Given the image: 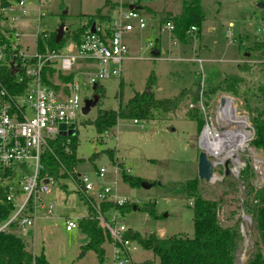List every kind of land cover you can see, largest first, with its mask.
<instances>
[{
	"label": "rangeland",
	"instance_id": "rangeland-1",
	"mask_svg": "<svg viewBox=\"0 0 264 264\" xmlns=\"http://www.w3.org/2000/svg\"><path fill=\"white\" fill-rule=\"evenodd\" d=\"M43 1L40 0L38 8L37 1L25 0L24 7L28 13L14 22L20 32L19 42L28 52L34 51L37 32L50 34L63 24L67 28L63 32L64 36L65 32L85 22L81 14L94 13L105 2L46 0L42 4ZM125 1L110 0L102 8V13ZM139 2L146 27L133 29L124 36L128 52L121 62L120 77L101 80L98 91L93 87L81 91L82 105L85 99H92L94 95L98 96V100L67 130L68 134L76 130L79 139L76 154L83 158L75 172L78 176L86 175L94 183L95 189L89 193L94 194L98 186L107 183L118 197L126 198L127 203L134 202L140 207L149 203L154 205V216L142 209L123 213L117 211L114 221L125 224L127 231H136L141 236L154 233L159 237L175 234L192 237V199L186 194L185 183L197 177L200 133L198 122L189 113L199 112V109L189 107V103H197L193 96L185 95L174 111L157 112L153 120L138 119L134 123L130 118L118 119L101 136L97 135L93 124L89 122L98 112L116 109L119 103H126L135 92L149 89L155 98H171L183 89H210L226 75L238 73L244 81L237 95L215 92L209 93V100L205 101L204 96L202 99L207 104L211 103L206 114L213 118L218 98L229 95L233 98V110L246 114L251 123L253 116L260 111L264 113V105L257 91L259 86L264 85V57L259 46L264 41V33L258 31L264 27V0H200L204 19L200 29L190 32L185 42H180L172 33L161 29L168 14L180 13L182 0ZM145 6L150 7V11ZM38 13L41 14L40 18ZM154 46L159 50L156 56L151 54ZM197 58L201 61H197ZM242 64L247 65L246 71L241 70ZM150 76L153 79L148 83ZM239 159L245 164L249 161L252 167L253 177L247 179V185L241 182L240 176L237 179L230 174L223 182H220L222 178L211 183L202 181L199 186V194L203 198H220L217 209L220 224L229 223L230 220L226 218L232 213L229 209L237 211L234 217L242 224V241L236 251V264L247 258L253 244V221L241 220V214L244 213L242 200L251 199L264 185L263 152L247 143ZM100 167L105 168L102 177L97 174ZM219 169L215 168L216 173H220ZM122 170L141 178L142 182L150 186L145 188L141 183L139 186H130L122 179ZM221 175L226 177L223 170ZM236 179L239 180L237 185ZM250 189L252 191L248 196L246 192ZM77 190V183L71 178L55 181L48 197L54 201L53 216L39 220L32 235L16 228L7 229V232L23 239L26 249L31 253L38 254L42 250L47 264H115L113 244L107 237L102 244L104 258L100 262L94 251L84 249L88 242L85 233L79 228L65 230L66 217L79 221L86 215V206ZM112 214L111 210L104 213L107 221H112ZM128 250L129 257L125 264H158V257L136 242L130 243Z\"/></svg>",
	"mask_w": 264,
	"mask_h": 264
},
{
	"label": "built area",
	"instance_id": "built-area-1",
	"mask_svg": "<svg viewBox=\"0 0 264 264\" xmlns=\"http://www.w3.org/2000/svg\"><path fill=\"white\" fill-rule=\"evenodd\" d=\"M24 1L7 0L4 6H0V189L3 192L0 203L7 212V216L0 220V232L16 228L32 235L37 222L51 218L54 211V201L48 197L55 180L40 173L41 154L47 140L60 134L61 124L67 127L66 130L71 124H76L82 114L83 89L93 87L104 79L120 77L121 62L128 52L124 36L133 29L145 28L146 20L140 9L129 8V5L138 7L140 0H126L109 9L103 21L92 22L79 42L70 39L59 48L44 44L43 51H38L37 37L41 33L42 39L49 36V33L39 31L35 35L34 51L28 52L20 44V32L14 24L28 13ZM35 1L40 8V0ZM41 3L45 4L46 0ZM161 29L172 33L173 22L165 20ZM194 30L196 28L191 26L190 32ZM258 31L264 33V27ZM196 60L201 61L200 58ZM60 75L71 77L64 81ZM201 92L196 104L189 103L190 108H198L203 115L204 123L198 137L199 150L205 151L212 162L215 180L223 178L215 168L219 167L224 172L226 160L230 162L231 175L238 179L245 166L239 156L253 137V127L248 116L239 111L246 123L239 124L232 119L226 128H233L226 134L228 139L225 141L222 133L229 128L220 123L227 120V115H221L220 108L226 99L220 106L222 95L218 98L212 118L206 114L211 103L203 101ZM132 120L138 122V119ZM206 128L208 131L204 134ZM236 129L245 132L242 148L234 146L236 137L240 135L235 133ZM215 146L219 149H214ZM228 151L231 154L226 156ZM104 172L105 168L100 167L97 174L102 177ZM76 183L78 191L95 204L107 201L118 205L127 203V199L118 197L107 183L98 186L94 194L89 193L95 189L94 183L86 175L78 176ZM111 211L112 221H107L100 213L97 218L111 238L115 264H125L129 257L128 247L133 241L123 237L128 227L115 223L117 211ZM64 228L72 231L78 228V221L66 217ZM132 248L135 249L134 246Z\"/></svg>",
	"mask_w": 264,
	"mask_h": 264
},
{
	"label": "trees",
	"instance_id": "trees-1",
	"mask_svg": "<svg viewBox=\"0 0 264 264\" xmlns=\"http://www.w3.org/2000/svg\"><path fill=\"white\" fill-rule=\"evenodd\" d=\"M6 1L0 0V6H4ZM109 1L105 0L103 6L97 8L92 14H81L80 17L84 18L85 22L65 32L59 42L55 41L56 31H52L47 39H42L41 33L37 37V50L43 51L44 44L48 47L59 48L70 39L79 42L81 35L86 32L87 27L92 22L106 19V14L102 13V8ZM138 6L140 7V5ZM64 16L62 14V18ZM203 19L204 13L200 6V0H182L180 13L175 15L168 14L165 17V20L173 22L172 35L180 42H185L190 34L191 26L199 30ZM259 46L262 48L264 57V41ZM153 48L155 49L156 47L154 46ZM246 66L245 64L240 65L241 70L246 71ZM70 77L71 75H60V78L64 81L70 79ZM152 79L153 76H150L148 83ZM243 81L244 79L240 74L230 73L210 89L202 90L201 96H204L205 101H207L209 100L207 98L210 96L209 93L222 92L237 95ZM98 90L99 84H97L95 91ZM257 91L260 95V101L264 105V85L259 86ZM187 94H191L195 101H198L200 88L196 91L183 89L171 98H155L149 89L135 92L126 103H119L116 109H105L98 112L97 116L89 123L93 124L97 135L101 136L102 133L109 131L118 119L153 120L157 112L174 111L181 99ZM193 110L196 109H191L190 111ZM189 115L198 122L199 133L204 123L200 111L190 112ZM251 125L253 127V137L249 141V145L264 154V113L262 111L251 118ZM78 144L79 139L76 130L73 134H58L48 139L41 154V175L51 176L57 182L63 178H71L76 182L78 174L75 170L78 164L83 161V158L76 154ZM107 152L108 154L111 153L109 150ZM219 172L221 173V170ZM121 176L132 187L139 186L142 182L141 178L132 176L124 170L121 171ZM239 176L243 184H246L248 178L253 177L249 161L240 171ZM228 177H223L220 182L228 179ZM236 180L235 184L237 185L239 180ZM202 183L197 177L187 180L185 183L186 194L188 198L192 199L190 204L193 211L192 237L178 234L159 237L154 233L141 236L136 231H125L123 237L138 243L143 248L151 250L158 257V264H236V251L242 241L240 221L234 217L237 211L232 208L229 209L230 211H228L232 212L226 217L230 220L229 223L220 224L217 214L220 198L217 200L203 198L199 194V186ZM251 191L252 189L247 190L246 194L250 196ZM78 193L87 210L86 215L78 221V228L88 237V242L84 249L94 251L100 262L104 258V247L102 244L106 240L105 237L110 242L111 238L101 227L97 218L98 213L104 215L108 210H116L123 213L134 208L136 210L142 209L151 216L155 215L152 203L143 207L134 202L118 205L107 201L95 204L91 199L86 198L83 193L79 191ZM2 195L3 192L0 189V196ZM242 206L244 213L249 215L253 221V244L247 258L240 264H264V185L251 196V199L242 200ZM236 208H239V206H236ZM6 216L5 206L0 203V220ZM0 264H47V260L42 250L38 254H33L26 249L23 239L9 232H0Z\"/></svg>",
	"mask_w": 264,
	"mask_h": 264
},
{
	"label": "water",
	"instance_id": "water-1",
	"mask_svg": "<svg viewBox=\"0 0 264 264\" xmlns=\"http://www.w3.org/2000/svg\"><path fill=\"white\" fill-rule=\"evenodd\" d=\"M138 8V7H135L134 5H129V8ZM65 13V11H64ZM66 27H64L63 24H60L57 29H56V35H55V41L56 42H59L62 35H63V32L66 31ZM94 30V25L92 24L91 25V31ZM151 54L156 56L159 54V50L157 49H153L151 51ZM97 87V84H94L93 85V89L95 90ZM147 91V89L145 90ZM97 100H98V96L97 95H94L92 99H85L84 100V105L82 107V113L83 114H86L89 109L94 106L96 103H97ZM224 100H225V96L222 95L219 99V104L220 106L223 105L224 103ZM71 127H73L74 125L71 124L70 125ZM66 126L65 125H62L60 127V134H66L67 133V130H66ZM68 134V133H67ZM229 160H226L225 163H224V176H229L231 174L230 172V168H229ZM214 169H213V164L212 162L209 160L207 154L205 151L203 150H199L198 153H197V177L200 181H203L205 183H211L213 181H215L214 179ZM46 182V181H45ZM141 186L147 188L150 186V184H146L144 182H141ZM134 209V208H133ZM243 219H247V221H250L251 218L247 215H245L244 213L241 214V220ZM240 231H242V224L240 225Z\"/></svg>",
	"mask_w": 264,
	"mask_h": 264
},
{
	"label": "bare ground",
	"instance_id": "bare-ground-1",
	"mask_svg": "<svg viewBox=\"0 0 264 264\" xmlns=\"http://www.w3.org/2000/svg\"><path fill=\"white\" fill-rule=\"evenodd\" d=\"M225 104L220 108V113L223 116L224 114L227 115V120L224 121H220L221 125L223 127H227L230 122L232 121V119L236 120L237 123L239 124H245L246 123V119L242 117V115L240 113H237L233 110V98H229V97H225ZM229 128V129H228ZM226 129H228L227 131L223 132V138L226 141L228 139V136L226 135L233 127H228ZM208 131V129L206 128L204 131V134H206ZM239 133L240 135L236 137L235 141H234V146L236 148H242L244 145V137H245V132L244 130L240 129L239 131H237V129L235 130V133ZM214 149H219L218 146H215ZM231 154V151H228L226 153V156H229Z\"/></svg>",
	"mask_w": 264,
	"mask_h": 264
},
{
	"label": "crops",
	"instance_id": "crops-1",
	"mask_svg": "<svg viewBox=\"0 0 264 264\" xmlns=\"http://www.w3.org/2000/svg\"><path fill=\"white\" fill-rule=\"evenodd\" d=\"M138 5H140V7L138 6V9L141 10L142 6H141L140 2H139ZM115 6H116V5H115ZM115 6H114V7H115ZM114 7H113V8H114ZM145 7H146L147 11H150V7H147V6H145ZM110 9H112V8H110ZM108 10H109V9H108ZM106 12H107V11H105V13H106ZM140 12H141V11H140ZM105 13H104V14H105ZM49 232H50V230H49Z\"/></svg>",
	"mask_w": 264,
	"mask_h": 264
}]
</instances>
